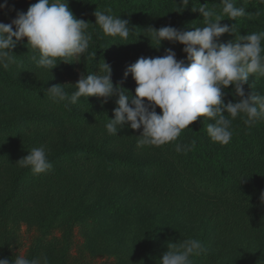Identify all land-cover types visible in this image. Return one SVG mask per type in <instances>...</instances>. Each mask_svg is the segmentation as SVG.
I'll return each instance as SVG.
<instances>
[{
  "label": "trees",
  "instance_id": "16d2710c",
  "mask_svg": "<svg viewBox=\"0 0 264 264\" xmlns=\"http://www.w3.org/2000/svg\"><path fill=\"white\" fill-rule=\"evenodd\" d=\"M179 2L67 0L77 19L92 24L96 9L111 8L113 15L129 21L132 35L124 41L107 36L98 25L90 24L88 31L93 39L80 62H60L51 73L36 67L31 60L35 51L26 45V38L13 49L15 63L7 70L0 68V258L10 254L9 222L41 223L45 219L42 208L55 219L53 222L47 219L49 226L69 220L72 216H65L68 215L65 210L73 200L74 203L83 196L78 193L80 187L97 184L104 197L101 207L114 215H136L145 207L167 209L169 217L198 219L211 224L219 235L248 237L264 250V120L248 127L237 117L232 122L233 137L227 145L212 142L206 127L213 121L198 117L177 141L158 147L142 146L137 142L142 129L133 130L125 124L117 136L107 133L105 124L108 118H114L115 97L107 103L95 96L80 97L78 103L65 106L66 102H54L44 93L63 80L72 88L81 75L101 71L104 61L111 66L113 84L123 80L122 87L134 94L137 85L131 74L125 78L124 72L139 57L163 56L167 48L175 51L177 59L186 56L179 43L165 40L155 47L146 37L150 36L147 28L170 25L191 31L190 17L204 26L203 17L192 8L205 3L217 12L221 8L220 0H190L183 11L177 12L183 7ZM31 4L20 12H26ZM236 6H243L249 15L236 21L225 17L219 22L235 24L237 29L236 34H223L219 38L222 43L234 40L237 35L264 31V0H237ZM257 12L259 15H255ZM19 63H31L35 69L48 72L46 81L17 79L14 72L19 70ZM253 76L244 85L246 94H257ZM255 79L263 81L264 77L255 75ZM65 90L69 94L75 91ZM223 91L226 103L240 99L231 85ZM258 94H264V90ZM156 111L159 113L160 109L157 107ZM191 140L196 141L192 151L187 154L175 151L177 142ZM41 145L45 146L53 167L34 174L17 161ZM40 245L32 248L29 259L36 258ZM59 256L60 264H65L61 253ZM161 257L158 253L154 255L156 261Z\"/></svg>",
  "mask_w": 264,
  "mask_h": 264
},
{
  "label": "clouds",
  "instance_id": "9594fccd",
  "mask_svg": "<svg viewBox=\"0 0 264 264\" xmlns=\"http://www.w3.org/2000/svg\"><path fill=\"white\" fill-rule=\"evenodd\" d=\"M189 3L190 0H180L183 7L177 12L183 11ZM236 3L237 0H220L219 12L207 3L192 8L203 17L204 26L191 31L170 25L147 28L150 36L146 37L155 43V47L165 40L179 43L186 56L177 59L175 51L167 48L163 56L139 57L124 72V77L131 74L137 85L134 94L122 87L123 80L113 84L111 66L104 61L97 74L81 75L71 94L65 90V84L52 85L44 93L54 102H66L65 106L78 103L80 97L103 98L102 103L115 97L114 118H108L105 124L107 133L117 136L125 124L133 130L142 129L137 136V142L142 146L158 147L177 141L182 131L189 129L188 126L198 117L213 121L206 127L212 142L227 145L233 137L232 122L237 117L248 127L264 120V94H246L244 90L250 75L264 77V31L237 35L225 43L219 40L225 33L237 32L235 24L221 25L222 19L227 17L236 21L249 15ZM7 7V0L0 4V10ZM93 15L95 24L77 19L67 0H36L26 12H17L9 23L0 22V68L7 70L15 63L13 49L24 38L26 45L35 51L31 60L36 67L51 73L60 62H80L93 39L88 31L90 24L98 25L105 35L124 41L132 35L129 21L113 15L111 8L96 9ZM229 85L240 98L237 102H224L223 89ZM195 146V140L177 142L175 151L187 154ZM17 162L34 174L53 167L43 145L32 148ZM205 251L199 239L185 238L168 243L159 264H194L193 258ZM0 264H49V261L47 256L28 259L17 255L11 260L0 258Z\"/></svg>",
  "mask_w": 264,
  "mask_h": 264
},
{
  "label": "rangeland",
  "instance_id": "374dc122",
  "mask_svg": "<svg viewBox=\"0 0 264 264\" xmlns=\"http://www.w3.org/2000/svg\"><path fill=\"white\" fill-rule=\"evenodd\" d=\"M31 3L36 2L30 1L25 6ZM15 17L16 14L3 23ZM190 27L194 30L202 25L190 17ZM14 75L19 80L44 82L49 73L35 69L31 63H19V70ZM60 83L65 84L67 89L76 90L75 86L70 88L65 80ZM252 85L257 94L264 90V80L255 79V75ZM98 185L80 187L78 193L83 196L76 198L74 203L73 200L65 210L68 213L65 216H72L69 220L49 226L47 219H53L52 222L55 219L46 208H42L45 219L41 223L9 222L10 254L7 259H14L17 255L29 259L32 248L41 243L36 258L47 256L49 264L62 263L60 253L65 264H159L154 259L155 253L163 255L168 243L191 237L202 241L206 249L193 258L194 264H264V250H261L260 244L248 237L219 235L211 224L198 219L169 217L167 209L152 207H145L136 215L132 213V216L114 215L101 207L104 197ZM141 214L142 218L138 216Z\"/></svg>",
  "mask_w": 264,
  "mask_h": 264
},
{
  "label": "crops",
  "instance_id": "0c3cea01",
  "mask_svg": "<svg viewBox=\"0 0 264 264\" xmlns=\"http://www.w3.org/2000/svg\"><path fill=\"white\" fill-rule=\"evenodd\" d=\"M36 0H7V8L0 10V22L10 19L16 12L23 8L28 2ZM5 0H0V4H3Z\"/></svg>",
  "mask_w": 264,
  "mask_h": 264
}]
</instances>
